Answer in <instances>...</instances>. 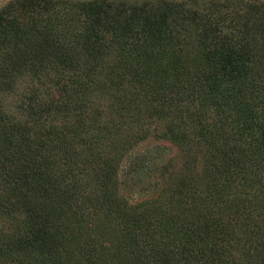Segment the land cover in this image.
I'll use <instances>...</instances> for the list:
<instances>
[{
    "label": "trees",
    "instance_id": "16d2710c",
    "mask_svg": "<svg viewBox=\"0 0 264 264\" xmlns=\"http://www.w3.org/2000/svg\"><path fill=\"white\" fill-rule=\"evenodd\" d=\"M0 264H264V0L2 6Z\"/></svg>",
    "mask_w": 264,
    "mask_h": 264
},
{
    "label": "rangeland",
    "instance_id": "374dc122",
    "mask_svg": "<svg viewBox=\"0 0 264 264\" xmlns=\"http://www.w3.org/2000/svg\"><path fill=\"white\" fill-rule=\"evenodd\" d=\"M10 0H0V8L4 6L6 3H8ZM155 147H158V154L161 158V161H166L168 158L172 157L175 154V147H173L171 144L163 141L154 142L151 143L148 148L154 149ZM155 188H145V189H132L125 191V197L129 199L131 202H138L145 200L155 194Z\"/></svg>",
    "mask_w": 264,
    "mask_h": 264
}]
</instances>
